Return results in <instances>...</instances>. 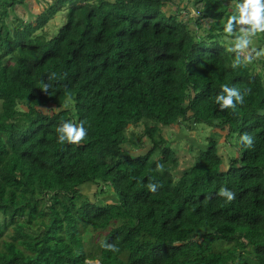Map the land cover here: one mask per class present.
<instances>
[{"label": "trees", "instance_id": "obj_1", "mask_svg": "<svg viewBox=\"0 0 264 264\" xmlns=\"http://www.w3.org/2000/svg\"><path fill=\"white\" fill-rule=\"evenodd\" d=\"M188 1L200 15L168 13L175 0H53L25 21L11 15L26 0H0V264H264V58L225 40L260 47L264 30L225 31L239 0ZM63 11L57 34L37 33ZM223 84L244 102L219 108ZM62 119L86 136L58 142ZM188 121L227 131L238 154L225 166L210 135L179 175L162 132ZM144 139V153L123 147ZM90 184L119 201L99 205Z\"/></svg>", "mask_w": 264, "mask_h": 264}, {"label": "rangeland", "instance_id": "obj_2", "mask_svg": "<svg viewBox=\"0 0 264 264\" xmlns=\"http://www.w3.org/2000/svg\"><path fill=\"white\" fill-rule=\"evenodd\" d=\"M53 0H26V3L18 6L14 13L11 15V20L14 17L18 16L19 18L26 20H36L39 14L46 8L48 5L52 3ZM193 3L196 0H191ZM199 2V1H198ZM180 7L177 9V13L181 18H184L186 15V11L188 10V0H175L174 4H178ZM232 1H227L225 4L233 6ZM169 6V5H168ZM166 7V11L168 13L169 10ZM175 9V7H173ZM173 10V9H171ZM65 11L58 13L41 31L37 33L45 34L47 38L53 37L58 33L60 27L63 26L65 21ZM192 16L194 13H189ZM195 15V14H194ZM187 16V17H188ZM187 19V18H186ZM185 19V20H186ZM210 26V23L207 25ZM249 34V33H248ZM243 34L239 38H232L230 36H225V40L228 42V45H231L232 49H237V45L240 44V50H244L246 54L249 56H253L254 60H259L260 58H264V45L259 47V41L257 38H247L251 35ZM246 38V39H245ZM246 41V43H245ZM242 47V48H241ZM52 105L42 107V111L44 113H52ZM22 110H27L25 105L21 106ZM54 109V108H53ZM143 131V126L132 127L128 131L129 136L138 143L139 135ZM227 131H220L218 129H212L204 124H196L193 121L185 122L183 125L177 124L171 127L163 128L162 135L168 140V142L177 149V157L179 159V167L177 169L178 174L180 175L185 171L186 168L191 166L196 159V149L190 151L191 148L201 147L204 148L206 145L207 138L211 135L219 142L218 151L219 154L223 158L224 165L227 166L229 162V154L231 156H235L238 154L237 148H233L227 146L225 142ZM123 147L131 152L132 154L144 153L151 147V142L149 139H144L139 147L134 143L127 142L123 145ZM240 152V151H239ZM83 193L89 196L93 201H96L99 205L104 203H116L119 201L116 192L114 193L113 187H108L104 185H83L82 187ZM14 230L10 229L8 235H11ZM90 246L91 244L95 245L93 239L90 237L89 239ZM88 264H98V261H87Z\"/></svg>", "mask_w": 264, "mask_h": 264}, {"label": "clouds", "instance_id": "obj_3", "mask_svg": "<svg viewBox=\"0 0 264 264\" xmlns=\"http://www.w3.org/2000/svg\"><path fill=\"white\" fill-rule=\"evenodd\" d=\"M172 5V6H170ZM170 13H176L177 8H173L174 3L170 4ZM233 21L237 22L242 26V30L247 33L256 32L264 30V0H239L235 5V11L230 15L224 25L226 32H231L233 29ZM247 25L250 27L247 29ZM246 43V41H245ZM240 45L238 44L237 47ZM47 89L48 85L44 86ZM222 91L215 95V101L219 108L236 107L237 104H242L244 102V95L248 91L244 92L235 86H230L229 84L221 85ZM55 132L57 134L58 142L63 143L68 142H79L87 134V128L85 127V122L83 120L73 122L69 119H62L57 124ZM240 142H243L246 146H251L253 143V138L251 135L244 133L240 136ZM158 187L157 183H149L148 188L151 191H155ZM218 194L227 198V200H232L234 193L227 187H221L218 190ZM108 248H114V245H106ZM99 262V261H98Z\"/></svg>", "mask_w": 264, "mask_h": 264}, {"label": "built area", "instance_id": "obj_4", "mask_svg": "<svg viewBox=\"0 0 264 264\" xmlns=\"http://www.w3.org/2000/svg\"><path fill=\"white\" fill-rule=\"evenodd\" d=\"M189 2H190V1H188V3H187V5H188V10H187L185 16L190 15L189 12H188L189 10H192L193 13H194L195 15H200V11H199V10H196V7H197V6L194 5L195 7L190 8ZM173 3H174V2H172V4H173ZM177 5H179V3H178V4H174L175 8L178 9V8L180 7V5H179L178 7H177ZM192 6H193V5H192ZM197 8H198V7H197ZM190 12H191V11H190ZM178 14H179V13H178ZM210 21H211V20H210ZM210 21H209V22H210Z\"/></svg>", "mask_w": 264, "mask_h": 264}, {"label": "crops", "instance_id": "obj_5", "mask_svg": "<svg viewBox=\"0 0 264 264\" xmlns=\"http://www.w3.org/2000/svg\"><path fill=\"white\" fill-rule=\"evenodd\" d=\"M172 4V3H171ZM170 6H172V5H170ZM167 9H170V7L168 6V8ZM169 12H171V9L169 10Z\"/></svg>", "mask_w": 264, "mask_h": 264}, {"label": "water", "instance_id": "obj_6", "mask_svg": "<svg viewBox=\"0 0 264 264\" xmlns=\"http://www.w3.org/2000/svg\"><path fill=\"white\" fill-rule=\"evenodd\" d=\"M98 264H100V262H98Z\"/></svg>", "mask_w": 264, "mask_h": 264}]
</instances>
